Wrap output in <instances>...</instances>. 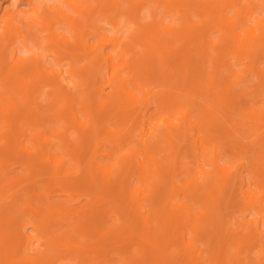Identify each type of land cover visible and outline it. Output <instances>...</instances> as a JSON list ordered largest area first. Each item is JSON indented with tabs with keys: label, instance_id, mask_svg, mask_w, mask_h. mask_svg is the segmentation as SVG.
Masks as SVG:
<instances>
[{
	"label": "bare ground",
	"instance_id": "1",
	"mask_svg": "<svg viewBox=\"0 0 264 264\" xmlns=\"http://www.w3.org/2000/svg\"><path fill=\"white\" fill-rule=\"evenodd\" d=\"M0 264H264V0H0Z\"/></svg>",
	"mask_w": 264,
	"mask_h": 264
},
{
	"label": "rangeland",
	"instance_id": "2",
	"mask_svg": "<svg viewBox=\"0 0 264 264\" xmlns=\"http://www.w3.org/2000/svg\"><path fill=\"white\" fill-rule=\"evenodd\" d=\"M72 171H76V170H72ZM75 177H76L75 172H73V173L71 172L70 173V181L73 180Z\"/></svg>",
	"mask_w": 264,
	"mask_h": 264
}]
</instances>
